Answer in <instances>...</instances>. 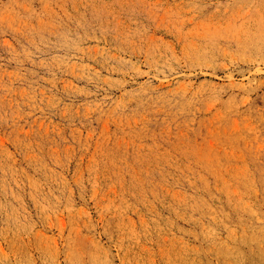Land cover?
Masks as SVG:
<instances>
[{"label": "rangeland", "instance_id": "1", "mask_svg": "<svg viewBox=\"0 0 264 264\" xmlns=\"http://www.w3.org/2000/svg\"><path fill=\"white\" fill-rule=\"evenodd\" d=\"M0 264H264V0H0Z\"/></svg>", "mask_w": 264, "mask_h": 264}]
</instances>
